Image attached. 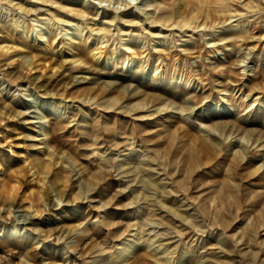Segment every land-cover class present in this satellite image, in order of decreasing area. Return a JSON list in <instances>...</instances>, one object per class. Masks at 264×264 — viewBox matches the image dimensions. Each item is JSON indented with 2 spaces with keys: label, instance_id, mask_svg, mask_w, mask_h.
<instances>
[{
  "label": "rangeland",
  "instance_id": "1",
  "mask_svg": "<svg viewBox=\"0 0 264 264\" xmlns=\"http://www.w3.org/2000/svg\"><path fill=\"white\" fill-rule=\"evenodd\" d=\"M2 1L0 264H264V0ZM37 15L55 41L36 40ZM77 21L83 46L105 27L99 65L75 60ZM176 246L193 251L165 262Z\"/></svg>",
  "mask_w": 264,
  "mask_h": 264
},
{
  "label": "bare ground",
  "instance_id": "2",
  "mask_svg": "<svg viewBox=\"0 0 264 264\" xmlns=\"http://www.w3.org/2000/svg\"><path fill=\"white\" fill-rule=\"evenodd\" d=\"M8 1H10V0H8ZM50 1H52V2H57V0H50ZM195 2V1H194ZM62 4V3H61ZM64 4V3H63ZM63 4H62V6H63ZM71 4V3H70ZM4 5V2L2 1V0H0V8L2 7ZM59 5H60V3H59ZM58 5V6H59ZM72 6L71 7H67V8H70V10L71 11H75L76 13H78V14H82V15H88L89 14V12H91L88 8H82V7H78V6H75V4H74V6H73V4H71ZM84 7V6H83ZM66 8V9H67ZM192 8V7H191ZM91 9V8H90ZM96 10V9H95ZM223 10L225 11V9L223 8ZM228 10V9H227ZM209 12L210 11H208V14H209ZM228 12H230V11H228ZM204 14V13H203ZM63 15V14H62ZM211 15V14H210ZM2 16V15H1ZM111 17V16H110ZM114 17H116V16H114ZM188 17V16H187ZM187 17H184L183 16V18H181L180 20H176V21H173L172 22V24L173 25H179V26H181V27H185V26H187V25H189V26H192V23L193 22H195L196 20L195 19H197L198 17L196 16V14H194V15H192L191 17L189 16V18H187ZM72 18V17H71ZM73 19H75L74 17L72 18V19H68V21H73ZM82 19V18H81ZM34 20H37L38 21V23H37V27L35 28L36 29V40L37 41H39V42H44V40H47L46 38H45V33H46V31H47V29H52V34H51V38H52V40L53 41H55L56 39H57V35H56V28H57V26H58V21H56L54 18H52V17H50V18H48L47 20H43V18L41 17V16H36L35 18H34ZM111 20L113 21V20H115V18H111ZM129 20H131V19H129ZM165 20V19H164ZM154 21V20H153ZM156 21H158V20H156ZM166 21H169V19H166ZM165 22V21H164ZM206 22V21H205ZM203 23V22H202ZM205 24V23H204ZM88 25V24H87ZM239 26V25H238ZM91 27V26H90ZM85 28L86 27H84L81 23H80V21H77V22H74V23H71V24H69V28H68V30H67V34H68V36H69V38H75V40L73 39V40H71V41H69V43H68V46L71 48V49H74L75 48V46H78L79 48H78V50L76 49V55H79V57L77 58V59H75V60H81V61H84V59H88L89 58V55H91L92 56V58H93V61H95L96 63H97V65H99L100 64V61L102 60V59H104V56L106 55L105 54V50L102 48V47H104V46H106L104 43L105 42H107V39H105V35H103V33H101V30H103L104 28H102V27H100L99 28V32H96L95 33V35H97V37H99V38H101V39H99V40H101V44H103L102 46H94V45H92V44H87V41H86V46H83L82 45V41L81 40H79V39H77V35L78 34H81V33H84V30H85ZM240 28V27H239ZM241 29V28H240ZM248 29V28H247ZM231 30V29H230ZM91 31V30H90ZM94 32V31H93ZM130 32V31H129ZM155 33V32H154ZM156 33H158V35L157 36H155L154 37V40L156 41V43H155V45H161V44H163L164 43V41L166 40V38H164V34L163 35H159L160 33H161V30L160 31H158V32H156ZM126 34V33H125ZM209 34V33H208ZM93 35V33L91 32L90 34H88V32H87V35H86V38H87V40H88V38L89 37H91ZM130 36L128 37V38H126V43H133V41L138 37L137 35H135V34H129ZM21 36V35H20ZM83 36V35H82ZM125 36V35H124ZM143 36V35H142ZM142 36H140V37H142ZM168 36V35H167ZM13 37V36H12ZM139 37V38H140ZM171 37V36H170ZM10 38H11V36H10ZM11 39H13V38H11ZM172 39V38H171ZM31 39H29V37L28 36H26V38H24V37H19V38H17L16 39V41L15 42H17L16 44L15 43H13V44H15V46L16 47H19L20 49H26L27 47H29L30 46V44H31V41H30ZM181 40V39H180ZM208 42H211L210 40L208 41ZM84 44V43H83ZM50 46V45H49ZM0 47H2V48H4V49H7V50H9L11 47H12V45H10V43L9 42H1L0 43ZM159 47V46H158ZM31 49V48H30ZM138 50H133L132 52H133V54H135V55H138V52H137ZM143 52V51H142ZM141 52V53H142ZM49 53V52H48ZM145 53V52H144ZM176 54V53H175ZM55 55V54H54ZM130 58H132V57H130ZM49 86V85H48ZM107 91V90H106ZM139 93V92H138ZM138 93L136 92V93H134L133 95H138ZM152 95V97H154L153 98V100L154 101H159V99L161 98V96H159L158 94H156V93H152L151 94ZM94 97H97V95L96 96H94ZM99 97V96H98ZM113 104L112 105H116V104H118L120 101H122L121 100V98L119 97V96H114L113 97ZM148 105V102H146L145 100H139V101H137V102H135L134 104H133V106H129V107H127V109L129 110V111H132V110H136V109H143V108H146V106ZM169 108V106H160L159 108H158V110L159 111H163V110H167ZM126 109V110H127ZM34 122H40V125H39V127H40V130L42 131V133H44V134H47L48 135V127H47V124H44V123H41L42 121L41 120H33ZM51 129V134L53 133V128H50ZM49 129V130H50ZM47 138H48V136H47ZM46 141V140H45ZM48 143H49V141H48ZM130 156H128V157H126L122 162H121V166H125L126 164H130ZM143 164H144V162H143ZM50 165V163H48L47 164V166H49ZM132 169L133 168H131V166L130 167H128V168H126L124 171L125 172H127V173H129V172H131L132 171ZM164 184V183H163ZM165 187V186H164ZM137 190V189H136ZM159 191H161V190H159ZM159 191H158V193H159ZM168 190H166V189H162V192H160L161 193V196L163 197V198H165L166 196H168ZM155 193V192H154ZM158 195V194H157ZM143 196H145V195H143ZM152 196V195H151ZM159 196V195H158ZM146 198H147V196H146ZM149 198V197H148ZM162 198V199H163ZM168 198V197H167ZM156 199V198H155ZM158 200H160V199H158ZM152 201H153V199H152ZM157 199L155 200V202H153L152 204L153 205H157ZM149 207V206H148ZM162 207L164 208V207H166L165 208V210L164 211H168V213L170 212V211H175L174 209H172V207H170V206H166V205H163V206H159V209H162ZM158 209V210H159ZM156 213V212H155ZM157 214V213H156ZM177 216V215H176ZM172 217V216H171ZM181 217V216H180ZM153 219V218H152ZM182 220V219H181ZM184 220V219H183ZM182 220V221H183ZM17 231V228H12L11 229V232L13 233V232H16ZM146 239H149V237H146ZM140 240L141 239H139L137 236H134V237H132V238H130V239H127V240H125L124 242H123V246L121 247V248H119V252L116 254L117 256H115L116 257V259H118V260H120V261H125V260H127V259H129L130 258V256L132 257V255L134 254V252H135V250H136V248L138 247V245L140 244ZM150 240V239H149ZM151 243H149L148 244V246H151V245H153V244H155L154 242H156L154 239H151ZM160 244H163V242H161ZM160 244H159V246H160ZM222 245H224V244H222ZM225 247H226V245H224ZM156 247V246H155ZM157 248H159L158 246H157ZM169 249V247H167L166 249H165V251H167ZM193 251V248H187V247H184V246H181V247H175L174 248V250H172L171 251V253H173L172 254V256L170 257V258H167V260H165V262H167V263H171L172 262V257H174V254L176 253V255H175V257H174V263L176 262V260H177V262H180V263H184V261L186 260V258L187 257H189L190 256V254H191V252ZM225 251H227V248H225ZM198 257V256H197ZM201 259V258H200ZM101 260V259H100ZM102 261V260H101ZM110 263V262H109ZM108 263V261H103V262H101V264H109ZM194 264V263H193ZM201 264H202V262H201ZM209 264V263H208ZM211 264V263H210Z\"/></svg>",
  "mask_w": 264,
  "mask_h": 264
}]
</instances>
